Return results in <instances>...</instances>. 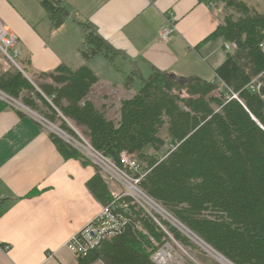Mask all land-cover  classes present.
Wrapping results in <instances>:
<instances>
[{
  "label": "trees",
  "instance_id": "obj_1",
  "mask_svg": "<svg viewBox=\"0 0 264 264\" xmlns=\"http://www.w3.org/2000/svg\"><path fill=\"white\" fill-rule=\"evenodd\" d=\"M37 1L53 27L69 17L56 1ZM202 1L223 5L221 23L203 42L235 44L214 70V82L155 69L140 78L131 99L121 101L117 122L88 99L99 77L86 65L41 74L49 83L38 86L40 93L19 70L7 71L0 74V91L76 138L73 128L116 164L122 153L135 157L146 173L141 189L228 263L264 264V11L238 0ZM83 28L89 30L86 45H92L82 52L88 59L106 44ZM254 79L260 93L248 89ZM227 89L237 99L228 100ZM50 138L65 160L80 159L60 138ZM86 185L102 206L110 202L98 171ZM125 217L119 235L79 257V264H153L151 256L170 240L139 210L129 207ZM169 233L182 247L204 255L175 229Z\"/></svg>",
  "mask_w": 264,
  "mask_h": 264
},
{
  "label": "crops",
  "instance_id": "obj_2",
  "mask_svg": "<svg viewBox=\"0 0 264 264\" xmlns=\"http://www.w3.org/2000/svg\"><path fill=\"white\" fill-rule=\"evenodd\" d=\"M54 1L69 12L59 27L52 26L37 0H0V20L17 40L19 71L40 93L38 86L49 83L41 74L86 65L99 77L88 99L113 122L121 101L131 99L140 78L146 80L155 69L212 82L228 54L220 39L203 42L221 23L222 13L206 1ZM238 1L264 11V0ZM170 22L173 32L160 42ZM83 25L106 44L88 59L82 52L92 45L85 43L89 30ZM52 134L25 112L0 108V264H79L66 244L102 208L86 185L96 168L79 158L65 160ZM196 255L199 261L193 262L209 264L206 256Z\"/></svg>",
  "mask_w": 264,
  "mask_h": 264
},
{
  "label": "built area",
  "instance_id": "obj_3",
  "mask_svg": "<svg viewBox=\"0 0 264 264\" xmlns=\"http://www.w3.org/2000/svg\"><path fill=\"white\" fill-rule=\"evenodd\" d=\"M208 6L216 10L218 14L222 12L223 5L219 6L217 2L209 1ZM172 32L173 26L172 22H170L160 33L158 40L160 42H166ZM223 47L227 53H231L235 50V44L233 43L224 44ZM0 54L6 64L8 62L14 66L15 69L19 70L17 63L19 60V51L17 49L16 37L6 28L1 20ZM212 82H214V80ZM216 82L219 83V81ZM260 87L261 84L257 79H254L248 85V89L254 93H260ZM226 98L228 100L237 99V95L228 91ZM261 98L263 99L262 96ZM0 103L13 110L29 114V116H31V118L42 128L53 131L58 138L77 151L83 163L94 166L107 185L111 195L110 202L102 206L96 217L67 242L66 250L69 253L77 258H84L92 250L98 248L105 239L119 235L122 227L128 222L125 214H127L129 207L139 210L178 247H180V245L173 240L169 233L170 228L175 229L181 235L186 237V239L203 247L202 249L206 253H208L207 249L213 251L200 239L194 236L185 226L179 223L160 203L150 198L141 189L140 183L144 180L146 173L142 172L143 166L140 165L135 157L122 153L119 157V163L116 164L109 158L105 157L102 153L94 150L72 127L76 138L61 130L59 127L54 126L53 123L32 111L22 102L6 95L2 91H0ZM121 200H124L126 204L120 203ZM137 229L140 231L139 227H137ZM2 250L7 251L8 247H2ZM162 250L163 249L154 254L152 261L155 264H159L158 255ZM214 253L217 255L216 252Z\"/></svg>",
  "mask_w": 264,
  "mask_h": 264
},
{
  "label": "rangeland",
  "instance_id": "obj_4",
  "mask_svg": "<svg viewBox=\"0 0 264 264\" xmlns=\"http://www.w3.org/2000/svg\"><path fill=\"white\" fill-rule=\"evenodd\" d=\"M18 63V61H17ZM15 70L14 66H12L10 63L7 62V64L4 62L1 54H0V74L3 72V71H13ZM138 88L141 87V86H137ZM23 97V95L21 96V98ZM19 100L20 102L21 99H17ZM40 116L44 117L42 114L39 113ZM110 118L113 119L114 116L110 115L109 116ZM54 125H57L59 127V122H55ZM70 125V124H69ZM68 126V125H67ZM71 126V125H70ZM60 128V127H59ZM186 238V237H185ZM189 240V239H188ZM190 241V240H189ZM191 244H193V246L196 248H199V251H201V253H203L207 260L209 261V264H220L218 258H215L216 256L215 255H211L209 252L206 253L199 245L193 243L192 241H190ZM179 245V244H178ZM169 248L170 251H167L168 254H169V257L167 258L166 260V263L167 264H196L195 262H193L192 260L193 259H196V261L198 260L199 261V258L198 256L196 255L197 252L195 250H190L188 248H184L180 245V247H178L173 241H169V242H166V244H164V246L161 248V249H166ZM161 249H159L158 251H160ZM205 249V247H204ZM198 250V249H197ZM155 252V253H158ZM154 253V254H155ZM196 253V254H195ZM154 254L151 256V262L153 264H155L153 261H152V258L154 257ZM215 256V257H214ZM228 263V262H227ZM222 264V263H221ZM230 264V263H228Z\"/></svg>",
  "mask_w": 264,
  "mask_h": 264
},
{
  "label": "bare ground",
  "instance_id": "obj_5",
  "mask_svg": "<svg viewBox=\"0 0 264 264\" xmlns=\"http://www.w3.org/2000/svg\"><path fill=\"white\" fill-rule=\"evenodd\" d=\"M208 252L211 254V255H215L214 257L215 258H218L219 262L222 263V264H228L227 261H225L221 256H218V254L216 255L213 251H211L210 249H207ZM167 251H170L169 248L166 247V249L162 250L161 253H159L158 255V263L159 264H167L166 263V258L169 257V254Z\"/></svg>",
  "mask_w": 264,
  "mask_h": 264
},
{
  "label": "water",
  "instance_id": "obj_6",
  "mask_svg": "<svg viewBox=\"0 0 264 264\" xmlns=\"http://www.w3.org/2000/svg\"><path fill=\"white\" fill-rule=\"evenodd\" d=\"M228 262V261H227ZM231 264V263H230Z\"/></svg>",
  "mask_w": 264,
  "mask_h": 264
}]
</instances>
